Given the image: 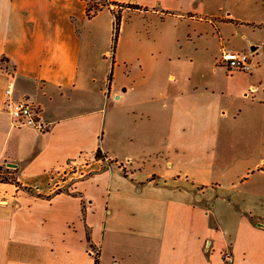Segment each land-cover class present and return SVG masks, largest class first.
<instances>
[{
    "label": "crops",
    "instance_id": "0c3cea01",
    "mask_svg": "<svg viewBox=\"0 0 264 264\" xmlns=\"http://www.w3.org/2000/svg\"><path fill=\"white\" fill-rule=\"evenodd\" d=\"M108 1L89 19V0H0V264H95L88 231L100 264H264V67L178 82L141 57L166 44L126 35L127 14L250 24L257 0ZM127 5L142 9L122 11L110 81L112 11ZM136 45L145 77L126 87L115 68L126 80ZM8 74L47 131L13 127Z\"/></svg>",
    "mask_w": 264,
    "mask_h": 264
},
{
    "label": "rangeland",
    "instance_id": "374dc122",
    "mask_svg": "<svg viewBox=\"0 0 264 264\" xmlns=\"http://www.w3.org/2000/svg\"><path fill=\"white\" fill-rule=\"evenodd\" d=\"M89 1L90 4H93V1L101 4L104 0ZM251 9L255 11L253 14V24H239L237 22L228 23L221 18H210L208 19V23H202L198 17V20L190 24H177V30L175 29L176 20L174 19L167 20L166 22L161 20L149 21L141 15L129 14V16L127 14L126 35L128 38V34L131 31L149 32L151 33V38L159 42L160 46L162 42V48H165V44L168 46L166 49L162 50L161 53H157L156 51L150 52V50L149 55L141 56L143 59L144 57L147 58V64L145 60L144 64L147 65L148 68L150 67V74H157L158 77L166 78L169 75H175L178 82L181 81L184 83L190 81L193 83H200L205 80H211L221 84H227L229 79L225 77V74L231 75L235 72L244 71L237 69L228 70V68L221 65L220 60L225 50H245L244 52L250 55L252 67L257 62L264 67V0H257L251 6ZM114 10L120 11V7H115ZM242 11L247 13V9H243ZM252 25H255L257 29L248 28ZM247 41L256 47L255 51H252V48L249 46L248 48L243 47ZM112 47L113 44L111 46L112 53L108 56L109 62H112L108 78L110 74L114 72L115 67L113 64ZM136 47L135 53L131 52L129 49L126 50V80L125 75L124 77L122 75L125 70L123 71L122 67L119 69L118 67L115 68V70H117L118 82H125L126 87L135 83V85L141 84V80L145 77L143 68L137 61L139 58L138 55L141 54V52H138L140 46L136 45ZM169 64L172 66H169ZM218 67L223 68V71ZM102 70L104 71V68H101V72L104 74ZM258 79L264 81V70L259 73ZM249 91L250 90L247 92ZM228 104L233 107L238 104V99L235 98V100L229 101ZM239 170L240 169H238L237 172L234 171L233 173H229L216 169L213 174H211V177H213L214 180L220 179L225 181L227 179L224 178L225 176H234L239 173ZM1 171L4 172L5 170L3 169L0 170V172ZM208 177L209 174H207L206 179H209ZM218 214L220 219L225 218L223 211ZM97 252L98 249L96 248L94 253Z\"/></svg>",
    "mask_w": 264,
    "mask_h": 264
},
{
    "label": "built area",
    "instance_id": "2783aa9c",
    "mask_svg": "<svg viewBox=\"0 0 264 264\" xmlns=\"http://www.w3.org/2000/svg\"><path fill=\"white\" fill-rule=\"evenodd\" d=\"M222 66L228 68V70H240L244 72L251 71L250 55L245 52H238L233 50H225L222 53L220 60ZM10 81L8 82L6 92L4 109L11 117L12 125L15 128L31 127L37 129L40 132L47 131V126L42 122L40 115V107L29 97L20 99L14 98V83L12 81V75L8 74ZM255 88H252L246 95L253 94Z\"/></svg>",
    "mask_w": 264,
    "mask_h": 264
},
{
    "label": "trees",
    "instance_id": "16d2710c",
    "mask_svg": "<svg viewBox=\"0 0 264 264\" xmlns=\"http://www.w3.org/2000/svg\"><path fill=\"white\" fill-rule=\"evenodd\" d=\"M112 3L109 2L108 0H104L101 4H99V2H94L93 4H90V2L87 5L86 8V15L87 17L90 19L92 17H94L99 11H101L103 8L105 7H110ZM115 5V4H114ZM131 8L133 10H141L142 8L140 6H135V5H127V6H120V11H115L113 10V15H114V26H113V63H114V54H115V50H116V45H117V41H118V37L120 34V28H121V24H122V11L125 8ZM110 81L112 79V73L110 74V77L108 78ZM96 159H100V160H106L107 156L102 152V150L99 148L96 152L95 155ZM116 161H111L110 164L115 163ZM122 168V164L119 165ZM5 170L4 172L1 171L0 172V182H9L11 181V176H10V170L9 169H5L3 167H0V170ZM18 184V182H16ZM87 239L90 243V247L92 249V251L94 252V250L96 249L94 244L91 242V236H90V232H87ZM94 258H95V264H100V253L99 251L97 253H94Z\"/></svg>",
    "mask_w": 264,
    "mask_h": 264
},
{
    "label": "water",
    "instance_id": "95a60500",
    "mask_svg": "<svg viewBox=\"0 0 264 264\" xmlns=\"http://www.w3.org/2000/svg\"><path fill=\"white\" fill-rule=\"evenodd\" d=\"M255 50H256V47L255 46H252V51H255ZM7 167H9V168H16V165L13 164V163H8L7 164Z\"/></svg>",
    "mask_w": 264,
    "mask_h": 264
}]
</instances>
